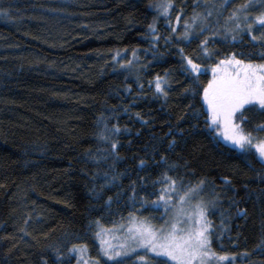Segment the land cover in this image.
<instances>
[{"label": "trees", "instance_id": "1", "mask_svg": "<svg viewBox=\"0 0 264 264\" xmlns=\"http://www.w3.org/2000/svg\"><path fill=\"white\" fill-rule=\"evenodd\" d=\"M209 2L0 0V264H77L80 246L99 264H170L104 260L97 229L162 222L171 185L201 186L226 264H264V163L215 137L204 101L213 67L264 62V26L185 39L181 20Z\"/></svg>", "mask_w": 264, "mask_h": 264}, {"label": "rangeland", "instance_id": "2", "mask_svg": "<svg viewBox=\"0 0 264 264\" xmlns=\"http://www.w3.org/2000/svg\"><path fill=\"white\" fill-rule=\"evenodd\" d=\"M209 3L204 6L201 12L195 13V15L192 16L190 19L181 20L183 21L182 24L184 32L182 34L184 35V37L187 36V39H190L192 37L197 36L199 34L198 32L201 31L203 33H207V38H205L203 42L205 43L207 41H213L217 39H226L227 37H240L243 34L248 35L247 37H250V35L252 34H256L257 29L255 27L256 25H258L257 18L264 15V0H247L245 4L238 6H226L227 4L225 3V1L222 0H213L212 3ZM246 4L250 5V7L248 8V10H243V6ZM256 7L260 10L259 14L253 13V10ZM246 17L248 19H245ZM180 18H182L181 15H179V18L176 23H179ZM206 51L209 52L208 50ZM259 65H264V62L262 64L253 66ZM213 69H216V71H213L212 73V83L215 82L216 84H219L221 81L235 75L234 71H232V69H234L233 67L228 69L222 67L217 69L213 67ZM206 106L208 107L207 104ZM255 108L259 110V105H255ZM236 122L237 121L235 120L232 121V123ZM211 126L213 128L215 137L219 141L224 144L231 145V147L236 149L237 151L245 152L235 147L230 140L224 139L225 135L232 134L226 126ZM242 127L245 128L244 125H242ZM245 131L249 132L247 130ZM253 135L259 138H264V136L259 135L256 132ZM246 153H251L259 160L255 148H250ZM172 188H175L176 191L173 192ZM189 189H195V191L191 194L190 199L186 198L182 203L180 201V198L184 197L185 193ZM163 195H165V199L168 201V203L167 205H165V203L162 201V210L165 212V217L163 218L162 222H157L138 216H132L133 218H129L123 223H120V225H118L115 229H97L99 253L104 260L116 261L120 260V258H128L129 256H133L143 252H146L148 255H153L158 258H165L170 262V264H180L182 259H187L186 256L181 257V254L178 250L175 252L177 259H170L168 256H158L156 255L155 251H150L148 247L144 246V243L146 242H143V238L140 237L138 233H136L135 231L129 232V229L135 230L137 228L145 227L151 230L155 234V236L159 238L168 235L169 231L171 230V224L177 221L180 222L177 224L178 229L180 227L188 228L197 219L201 220V224L204 223V220L209 222L207 218L208 202H206L207 200L205 201V198L202 197L201 186H188L184 188H179L178 185H171L168 187V192ZM198 208H203L204 210L203 219L195 215V212L198 210ZM190 213L192 214L191 219H189ZM185 220H188V223H183ZM207 227L209 228L210 233V223L207 224ZM209 233L208 236L210 242ZM178 235H184V233H179ZM162 242L163 241L161 239L156 240L157 244ZM210 243L208 258H206L205 264H226L231 259V257L226 256L228 259H225L223 261L219 260V257H225V255L221 256L220 254L213 251ZM159 250L160 249H157V251ZM73 251L76 256L77 264L100 263L98 260L91 257V255L88 254L87 249L83 246L76 247ZM139 261L142 264L146 263L145 258H140ZM192 264H200V260L197 259L193 261Z\"/></svg>", "mask_w": 264, "mask_h": 264}, {"label": "snow or ice", "instance_id": "3", "mask_svg": "<svg viewBox=\"0 0 264 264\" xmlns=\"http://www.w3.org/2000/svg\"><path fill=\"white\" fill-rule=\"evenodd\" d=\"M225 3H228V0H225ZM168 7H171V5H168ZM249 7L250 5L246 4L243 6V10H248ZM166 12L167 8H165ZM245 19L248 18L246 17ZM257 24L264 26V15L257 18ZM185 39H187V36H185ZM252 39L256 40L257 37L253 36ZM261 39H264V37H261ZM204 54L206 56L211 55L206 50ZM187 62L192 72L200 71L199 66L194 64L192 60ZM220 63L222 65H232L233 63L237 66L240 65V61H235L234 57L226 61L222 60ZM213 71L215 72L216 69H213ZM156 91L163 92L159 77L157 78ZM204 101L208 105L211 125L226 126L231 131L232 134L225 135L224 139L230 140L241 151L247 152L250 148H255L259 160L264 163V138H259L252 134L253 132H264V124L257 125L251 132H246L242 127L247 122L245 112L256 111L255 105H259L258 114L264 115V65L236 67L234 76L221 81L219 84L215 82L209 84V87L205 89ZM233 120L237 122L232 123ZM211 125L209 126L211 127ZM116 131H119V129H116ZM115 147L116 145H113V148ZM201 184H203V181H201ZM163 191L167 193L168 188ZM172 191L175 192L176 189L172 188ZM194 191L195 189H189L185 196L180 198V201L183 203L186 198L190 199ZM159 199L167 205L168 201L165 199V195L162 194ZM191 215L190 213L189 219H191ZM195 215L203 219V208H198ZM178 223L180 222L172 223L168 235L159 238L145 227L135 230L129 229V232L135 231L138 233L143 238V242H146L144 246L148 247L150 251H155L158 256H168L170 259H177L175 252L178 250L181 257H187L186 260L182 259L180 264H192L197 259L200 260V264H205L210 243L209 228L207 227L209 222L204 220V223L201 224V220L197 219L188 228L180 227L179 229L177 227ZM183 223H188V220ZM179 233H184V235H178ZM157 239H161L163 242L157 244ZM157 249L160 250L157 251ZM218 259L223 261L228 258L219 257Z\"/></svg>", "mask_w": 264, "mask_h": 264}]
</instances>
